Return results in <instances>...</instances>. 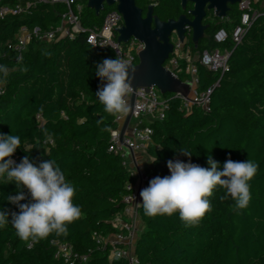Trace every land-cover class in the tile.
<instances>
[{"label":"trees","instance_id":"trees-1","mask_svg":"<svg viewBox=\"0 0 264 264\" xmlns=\"http://www.w3.org/2000/svg\"><path fill=\"white\" fill-rule=\"evenodd\" d=\"M81 3V25L87 29L100 28L105 15L116 10L106 7L96 16L87 0ZM63 11L61 6L37 4L27 16L0 20V65L12 70L8 82L0 84V133L20 137V148L11 157L16 163L24 156L37 165L56 161L75 187L73 203L82 214L68 225L67 236L52 234L31 248L10 223L0 227V264H64L54 257L55 241L86 257V262L75 264H126L110 259L108 247L99 249L92 239L93 234L108 237L116 232L111 221L123 211L122 200L135 182L121 159L107 152L110 132L101 129L108 126L112 131L115 118L104 112L95 96L101 85L96 65L105 58L115 59L113 52L90 47L82 35L49 43L33 40L20 61L3 47L14 41L22 26L42 30L57 26ZM241 14L237 5L232 7L197 48L190 47L194 55L205 50L230 53L229 70L223 76L196 63L198 90L212 89L210 110H187L180 100H171L164 120L150 124L153 134L147 154L152 162L157 158L151 164L155 177L170 175L169 160L189 161L180 154L181 147L192 152V163L205 168L209 155L221 170L229 158L252 160L259 169L249 182L250 204L233 211L235 202L221 200L224 190L217 186L208 198L212 210L198 226L189 228L178 212L148 217L139 206L140 232L133 251L137 264H264V18L255 20L236 45L231 30ZM221 30L227 39L216 44L214 36ZM45 132L52 135V142H45ZM16 194L15 182L0 181V210L18 212L6 199Z\"/></svg>","mask_w":264,"mask_h":264},{"label":"clouds","instance_id":"clouds-1","mask_svg":"<svg viewBox=\"0 0 264 264\" xmlns=\"http://www.w3.org/2000/svg\"><path fill=\"white\" fill-rule=\"evenodd\" d=\"M11 71L7 65H0V84L8 82ZM21 71L26 72L27 68H21ZM133 72L129 61L118 52L115 59L105 58L96 65V76L101 85L95 96L103 105L104 112L115 119H123L131 111L129 97L133 93ZM101 131L111 132V128L105 126ZM52 141V135L45 132V142ZM20 145L18 135L0 133V181L4 185L15 182L17 194L6 199L19 209L18 212L0 210V227L10 223L19 239L31 248L52 234L67 236L68 225L80 219L82 212L73 203L74 185L66 180L56 161L42 160L37 165L24 156L16 163L11 157ZM179 152L189 161L169 160L170 175L154 177L148 187L141 190L142 204L139 205L146 216H172L178 212L186 228L198 226L212 210L208 198L217 186L224 190L221 200L231 198L235 202L233 211L240 212L249 206L252 198L249 182L257 174L258 163L229 158L221 170L219 163L209 155V167L205 168L191 162L193 154L187 148L181 147Z\"/></svg>","mask_w":264,"mask_h":264},{"label":"built area","instance_id":"built-area-1","mask_svg":"<svg viewBox=\"0 0 264 264\" xmlns=\"http://www.w3.org/2000/svg\"><path fill=\"white\" fill-rule=\"evenodd\" d=\"M15 4H5L0 0V20L8 17H21L30 14L32 7L37 4L50 6H61L64 8L60 15V22L57 26L49 30H42L39 27L28 29L22 26L15 36L13 42H7L3 47L7 49L15 58L20 61L29 43L33 40L38 42H53L61 39H74L76 36H84L87 45L94 49L113 52L116 58L117 52L131 66L138 63V54L143 50V45L135 39H131L127 44L117 42V30L123 26L121 15L113 10L105 15L100 28L87 29L81 25V14L83 4L81 0H16ZM241 11V18L238 25L231 30V40L234 44H239L245 32L251 24L258 18H264V0H240L237 4ZM116 30V31H114ZM227 39L224 30L219 31L214 36V42L220 44ZM172 52L164 64V68L179 79L183 76L185 83L189 87V100H185L179 95L164 96L155 88H138L133 91L135 95L132 115L125 134L120 141V130L125 120L115 119V128L110 132V140L107 152L121 159L122 165L127 168L131 175H136L133 191L122 200L123 211L116 214L111 221L115 233L108 237L92 235V239L99 249H109V257L112 260L124 261L126 264H137L133 251L140 232V220L138 215L139 204L142 203L140 192L148 187L149 181L153 179L151 173H142L137 155L147 152L152 143V129L150 124L155 121H163L171 100L178 99L187 110L192 107L202 112L210 110L212 89L204 91L198 90V73L196 63L203 66L208 71L223 76L229 70L228 60L230 53H221L218 50L203 51L200 54H192L191 48L181 44L174 35L172 40ZM0 51V58L2 57ZM217 85V84H216ZM131 94V95H132ZM130 95V97H131ZM129 97V101H130ZM55 259L61 260L64 264H75L76 262H86V257H79L72 251L69 244L55 241Z\"/></svg>","mask_w":264,"mask_h":264},{"label":"water","instance_id":"water-1","mask_svg":"<svg viewBox=\"0 0 264 264\" xmlns=\"http://www.w3.org/2000/svg\"><path fill=\"white\" fill-rule=\"evenodd\" d=\"M190 1L195 2L196 0ZM202 2L208 3L207 9L212 10L214 16L224 18L230 8L236 6L240 0H202ZM184 3L185 0H182L183 7ZM86 6L93 10L96 16H99L106 7H115L123 20L122 28L117 30L118 44H127L131 39H135L143 45V50L138 54L137 65L131 66L134 69L132 73L133 91L138 88H155L164 96L179 95L189 100L188 85L167 71L164 64L172 52V44L169 40L171 31L182 44L184 39L182 26L187 23L192 29V43L197 46L198 41L202 40L205 29L200 25V18L203 16L202 3L195 4L191 13L194 17L192 22L188 23L184 17H180L176 22L169 21L165 24L156 21L154 28L150 26V12L145 19H142L135 0H87ZM134 100L135 95L132 94L129 101L132 106L131 111L122 124L120 141L130 122Z\"/></svg>","mask_w":264,"mask_h":264},{"label":"flooded vegetation","instance_id":"flooded-vegetation-1","mask_svg":"<svg viewBox=\"0 0 264 264\" xmlns=\"http://www.w3.org/2000/svg\"><path fill=\"white\" fill-rule=\"evenodd\" d=\"M201 3L203 4V16L200 18V25L205 28L203 31V40L207 38L213 26L219 24L226 18L214 16L213 11L207 9L208 3H203L202 0H196L195 2L185 0L183 7L182 0H135V5L140 10L142 19H145L150 12V26L152 28H154L156 21L165 24L169 21L176 22L180 17H184V20L188 23L192 22L194 17L191 13L194 10L195 4L200 5ZM182 31L184 34L182 42L185 45L197 48L201 40L198 41L197 46L192 43V29L187 23L183 24ZM174 35V32L171 31L170 43H172Z\"/></svg>","mask_w":264,"mask_h":264},{"label":"rangeland","instance_id":"rangeland-1","mask_svg":"<svg viewBox=\"0 0 264 264\" xmlns=\"http://www.w3.org/2000/svg\"><path fill=\"white\" fill-rule=\"evenodd\" d=\"M139 165L141 167L142 173H151V164H152V159L148 156L147 152L145 153H140L137 155ZM136 175H134V179L136 180Z\"/></svg>","mask_w":264,"mask_h":264}]
</instances>
